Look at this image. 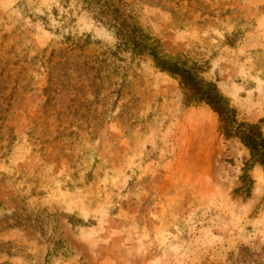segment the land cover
<instances>
[{
  "label": "rangeland",
  "instance_id": "374dc122",
  "mask_svg": "<svg viewBox=\"0 0 264 264\" xmlns=\"http://www.w3.org/2000/svg\"><path fill=\"white\" fill-rule=\"evenodd\" d=\"M122 1L264 133V0ZM115 43L76 0H0V264H264L261 167L236 194L248 151Z\"/></svg>",
  "mask_w": 264,
  "mask_h": 264
},
{
  "label": "trees",
  "instance_id": "16d2710c",
  "mask_svg": "<svg viewBox=\"0 0 264 264\" xmlns=\"http://www.w3.org/2000/svg\"><path fill=\"white\" fill-rule=\"evenodd\" d=\"M83 11H86L95 23L109 31L116 43L112 51L113 57L129 54L130 59L148 58L153 67L178 82L185 106H206L218 120V131L226 138L236 139L248 151L249 159L244 163L240 177L243 186L235 191L242 193L245 198L250 196L253 181L249 172L254 165H259L264 171V133L261 123H249L238 119L237 109L231 100L217 87L216 83L202 77L199 65L187 66L184 63L167 57L157 38L152 37L142 27L127 4L122 0H76ZM90 40L89 35L85 39ZM89 40L81 37L66 35L59 53L75 52L89 44ZM52 252L67 255V249L61 241L53 240Z\"/></svg>",
  "mask_w": 264,
  "mask_h": 264
},
{
  "label": "bare ground",
  "instance_id": "6f19581e",
  "mask_svg": "<svg viewBox=\"0 0 264 264\" xmlns=\"http://www.w3.org/2000/svg\"><path fill=\"white\" fill-rule=\"evenodd\" d=\"M255 176L257 177V179L259 181V185H257V187H259L257 189V191H258V190H261V187L264 184V173H263V171L260 170V172L255 173Z\"/></svg>",
  "mask_w": 264,
  "mask_h": 264
}]
</instances>
